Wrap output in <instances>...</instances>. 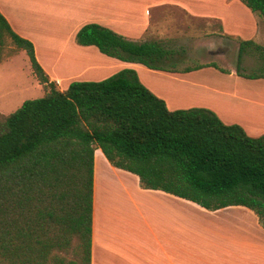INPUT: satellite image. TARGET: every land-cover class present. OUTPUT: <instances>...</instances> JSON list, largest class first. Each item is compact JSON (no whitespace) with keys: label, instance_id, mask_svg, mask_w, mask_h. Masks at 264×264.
Masks as SVG:
<instances>
[{"label":"trees","instance_id":"16d2710c","mask_svg":"<svg viewBox=\"0 0 264 264\" xmlns=\"http://www.w3.org/2000/svg\"><path fill=\"white\" fill-rule=\"evenodd\" d=\"M240 1L264 19V0ZM75 41L150 69L174 66L162 40L132 41L96 22ZM261 50L240 41L238 58ZM22 51L44 95L0 112V264H91L96 149L142 188L208 210L246 206L264 228V133L251 137L205 107L171 110L132 68L60 90L0 13V64Z\"/></svg>","mask_w":264,"mask_h":264},{"label":"crops","instance_id":"0c3cea01","mask_svg":"<svg viewBox=\"0 0 264 264\" xmlns=\"http://www.w3.org/2000/svg\"><path fill=\"white\" fill-rule=\"evenodd\" d=\"M23 1L30 4L20 8L25 14L42 9L39 5L44 1L54 2ZM82 1L86 9L89 6L92 10L90 0ZM9 2L0 0V13L14 32L32 42L35 52L32 34L22 29V23L17 24L7 7ZM80 5L74 9L79 11ZM137 5L143 11L142 17L131 15L138 11ZM74 9L59 14L60 24L69 22L70 29L58 54L69 53L68 58L64 60L54 53L51 58L55 62L49 63L46 51L38 53L39 59L35 53L49 79L61 85L57 86L60 90L73 80L98 81L132 68L150 91L165 98L171 110L205 107L225 124L240 125L251 137L264 133V70L249 74L241 64L244 56L251 55L244 52L238 58L240 41L252 40L264 46V19L240 0H99L93 15L79 19L81 14L76 11L77 17L70 19ZM124 9L129 15H124ZM88 22L99 23L136 42L162 40L172 53L167 62L174 66L171 70L150 69L106 56L94 46L77 44L76 31ZM65 23L63 29L67 28ZM192 51L204 53L193 61L187 55ZM60 65L77 72L58 75L53 68ZM194 67L199 68L187 70ZM207 73L228 76L233 82L226 86L221 80L206 78ZM162 78L182 83L183 91H196L192 96L196 100L186 105L174 103L148 84L149 79ZM96 156H100L102 167H97ZM91 264H264V228L246 206L208 210L165 191L142 188L137 175L112 166L96 149Z\"/></svg>","mask_w":264,"mask_h":264},{"label":"rangeland","instance_id":"374dc122","mask_svg":"<svg viewBox=\"0 0 264 264\" xmlns=\"http://www.w3.org/2000/svg\"><path fill=\"white\" fill-rule=\"evenodd\" d=\"M53 1H54L53 3L51 1L50 2L44 1V3H41V5H39V6H43L42 9H40L39 7V11L33 13H26V14L20 11V8L30 6V4H26L23 0H10V2L7 4V7L12 10L11 11L12 14H14V16L16 17L17 24L21 26L22 23L23 26L22 29L32 34L31 36L33 37V40L35 42V53L38 59H39L38 53L43 55L47 52L50 58L54 53H56L55 56H60V54H58L59 49H61L63 45V42L67 34V29L68 30L70 29L69 25H67L70 24L68 21H67L68 23L64 22L67 26L66 29L64 28L65 30L63 29L64 23L63 25L60 24L61 20L59 14L62 15L61 12H63L64 10L71 11V9H74L75 5L81 4L80 9H78L79 11H77V9H74V13L70 15L72 16L70 19H73L74 16L75 18L77 17L76 13L80 12L81 15L78 17L79 19H81L85 16L87 17L93 15V13L96 11L95 7L98 5L99 2V0H90V2H92L93 5L91 10L89 6L86 9L84 2L82 0L81 1L53 0ZM104 1L109 2L110 0H104ZM51 4L52 7H50ZM45 8L48 9L49 13L51 12V10L53 13L51 14L46 13L47 11ZM137 9L138 11L136 13H132L131 15L135 17H139V16L142 17L143 11L138 5H137ZM123 13L124 15H129L125 9ZM69 21L72 22V20ZM203 53L192 51L187 55L188 57H190L191 60L195 61L196 59L195 57L197 56L200 57L202 56ZM70 54L72 56H77V54L71 52ZM248 54L251 55V57L246 58V56H244L241 64L242 69L247 70V72H250L249 74L251 73L256 74L262 72L264 68L261 67L263 66V64L261 63H264V51L261 50V53L256 52L254 54H250V53ZM68 56L69 53L68 54L65 53L61 55L60 58H63L65 60L66 58H68ZM235 58H237V52L235 53ZM54 62L55 60H53L52 58L49 60V63H54ZM53 71L56 74L62 76H68L77 72V71L74 72L67 71L64 69V66L61 65L59 66V68L57 67L53 68ZM206 75L209 76L206 78H211V79L215 78L217 80H221V82H223L226 86L230 85V83L233 82L232 78H229L228 76H224V75L220 76L219 74L215 75L213 73H207ZM146 80L147 79L143 81L147 83ZM148 82H149L148 84H151L161 94L169 98L174 103L181 101V103L186 105L196 100L195 98L192 97L194 95L196 96L195 94L196 91H191V93H189L186 90L184 91L181 90L183 84L178 81H174V80L168 81L167 79L162 78L161 80L149 79ZM63 83H65V81H62V84ZM57 86L61 87V85L59 84H57ZM43 95H44V89L37 82L36 78L33 76L30 68V63L25 52L23 51L18 52L15 56L11 57L8 60L3 61L0 64V112L1 113L4 114L11 113L18 106H20L24 100L42 97ZM163 99L165 100V98ZM203 99L204 98L200 99V101H203ZM97 150L100 151V149ZM96 165L97 167H102L103 165L100 156L98 157L96 156Z\"/></svg>","mask_w":264,"mask_h":264}]
</instances>
